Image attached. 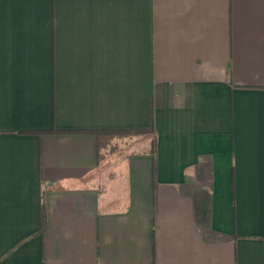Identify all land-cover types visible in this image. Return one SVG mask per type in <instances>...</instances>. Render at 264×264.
Wrapping results in <instances>:
<instances>
[{
  "label": "crops",
  "instance_id": "1",
  "mask_svg": "<svg viewBox=\"0 0 264 264\" xmlns=\"http://www.w3.org/2000/svg\"><path fill=\"white\" fill-rule=\"evenodd\" d=\"M0 264H264V0H0Z\"/></svg>",
  "mask_w": 264,
  "mask_h": 264
},
{
  "label": "trees",
  "instance_id": "2",
  "mask_svg": "<svg viewBox=\"0 0 264 264\" xmlns=\"http://www.w3.org/2000/svg\"><path fill=\"white\" fill-rule=\"evenodd\" d=\"M151 131L152 125L145 130H95L90 131L89 133H93L97 139L100 160L102 157L100 151L107 150L108 152H112L115 150V145L113 144L114 141L133 135L150 134Z\"/></svg>",
  "mask_w": 264,
  "mask_h": 264
}]
</instances>
